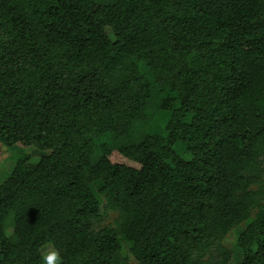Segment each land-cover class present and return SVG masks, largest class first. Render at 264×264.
<instances>
[{
  "label": "trees",
  "instance_id": "1",
  "mask_svg": "<svg viewBox=\"0 0 264 264\" xmlns=\"http://www.w3.org/2000/svg\"><path fill=\"white\" fill-rule=\"evenodd\" d=\"M0 145V264H264V0H0Z\"/></svg>",
  "mask_w": 264,
  "mask_h": 264
},
{
  "label": "rangeland",
  "instance_id": "2",
  "mask_svg": "<svg viewBox=\"0 0 264 264\" xmlns=\"http://www.w3.org/2000/svg\"><path fill=\"white\" fill-rule=\"evenodd\" d=\"M108 36L111 38V34L109 31H107ZM163 117H158L156 120V125L153 124L152 128L154 130H157L161 127V124L163 123ZM152 130V129H151ZM21 150L19 149H7L0 145V186L1 184L10 176L14 165H15V159L20 156ZM184 160L190 159L189 154H185L183 156ZM115 217L114 214H110V217L107 222H111V220ZM244 228V224H241L240 227L231 233H229L224 241L223 246L228 249L232 255V262H237L240 258V254L238 252V249L236 248V238L239 231H241ZM118 244L123 251L126 249L127 245L123 242L122 239L118 240ZM44 248V247H43ZM42 248V249H43Z\"/></svg>",
  "mask_w": 264,
  "mask_h": 264
},
{
  "label": "clouds",
  "instance_id": "3",
  "mask_svg": "<svg viewBox=\"0 0 264 264\" xmlns=\"http://www.w3.org/2000/svg\"><path fill=\"white\" fill-rule=\"evenodd\" d=\"M123 255V249L121 251ZM41 264H62V259L59 257L58 252L52 244H47L41 250Z\"/></svg>",
  "mask_w": 264,
  "mask_h": 264
}]
</instances>
